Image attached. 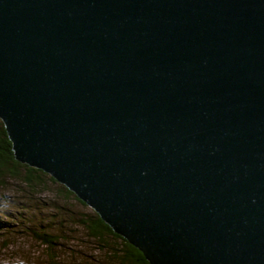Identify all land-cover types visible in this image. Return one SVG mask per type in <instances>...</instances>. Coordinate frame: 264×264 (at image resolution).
I'll use <instances>...</instances> for the list:
<instances>
[{"label": "water", "instance_id": "water-1", "mask_svg": "<svg viewBox=\"0 0 264 264\" xmlns=\"http://www.w3.org/2000/svg\"><path fill=\"white\" fill-rule=\"evenodd\" d=\"M0 120L149 264H264V0H0Z\"/></svg>", "mask_w": 264, "mask_h": 264}, {"label": "rangeland", "instance_id": "rangeland-1", "mask_svg": "<svg viewBox=\"0 0 264 264\" xmlns=\"http://www.w3.org/2000/svg\"><path fill=\"white\" fill-rule=\"evenodd\" d=\"M21 176L1 177L0 264H46L49 254L61 264H119L109 253L117 242L93 239L81 224L92 214L90 207L65 196L47 174L42 184L32 186ZM36 233L51 234L53 247L47 248Z\"/></svg>", "mask_w": 264, "mask_h": 264}, {"label": "trees", "instance_id": "trees-1", "mask_svg": "<svg viewBox=\"0 0 264 264\" xmlns=\"http://www.w3.org/2000/svg\"><path fill=\"white\" fill-rule=\"evenodd\" d=\"M20 168L23 170L21 171ZM22 174V176H21ZM47 173L40 169L30 167L26 164L20 163L15 160L11 148V142L6 134L3 123L0 120V182L3 175L21 178L27 185H40L42 184L41 177ZM48 175V174H47ZM50 182H57L51 176L48 177ZM58 183V182H57ZM61 189L65 196L75 197L82 205H86L79 200L74 193L68 190L61 184ZM81 224L86 229L87 233L93 239L103 241L106 243V238L111 237L117 243L109 247L111 258L115 259L119 264H149L145 260L142 253L130 245L123 237L117 235L113 230L99 217L94 211L87 217ZM36 238L42 242L47 248L51 249L54 239L49 233H36ZM46 264H61L55 255L49 254Z\"/></svg>", "mask_w": 264, "mask_h": 264}]
</instances>
